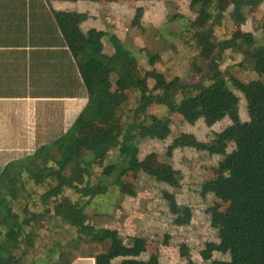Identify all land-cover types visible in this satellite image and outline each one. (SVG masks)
Instances as JSON below:
<instances>
[{"label": "rangeland", "instance_id": "1", "mask_svg": "<svg viewBox=\"0 0 264 264\" xmlns=\"http://www.w3.org/2000/svg\"><path fill=\"white\" fill-rule=\"evenodd\" d=\"M192 2L95 0L87 4V0H78V3L72 4V8L76 9L78 19L86 8L97 13L100 22L109 24L112 31L125 38L126 45L141 66L158 67L166 72L171 82H175L190 80L188 63L196 50L192 21L202 27L212 24V19L199 16L197 8H191ZM214 4L211 7L214 14L219 10L228 14L234 8H240L238 0H215ZM174 8L185 16L166 21V13H171ZM87 19L83 16V20ZM227 28L229 31L240 28L254 31L259 41L264 43V2L259 8L244 11L243 16L229 17L228 23L219 27L220 33L226 35L224 31ZM74 31L78 34L80 26L75 27ZM100 38L104 48L107 40L103 36ZM80 46L81 43L77 48ZM105 51H112L109 44ZM224 56L232 62L238 61V55L226 52ZM98 73L112 80L115 91L124 90L119 85L121 82L116 81L115 75L105 66H100ZM239 76L247 83V91L225 93L210 102L220 106L218 116L207 115L201 121L188 122L183 113L171 109L164 100L155 102L153 112L160 117L156 128L164 133L163 139H152L147 133L139 134L138 144L127 146L130 155L139 157V165L127 166L113 173L114 177L119 176L123 184L112 183L113 176H103L108 181L107 192L98 194L86 208L90 221L115 230L120 236L113 243L111 239L90 242L86 236L79 238L75 227L53 214L54 202H44L41 195L55 184L54 180L36 184L26 175L21 176L20 182L24 183L26 190L19 184L18 211L21 216L24 215L22 209L26 205L37 214L36 222L29 227L32 235L30 246L35 248L36 255L33 264H71L72 259L80 256L81 252H106L111 244L117 253L113 260L116 264H145L143 260L150 256L158 258L161 264H188L189 261L205 264L212 258L229 260L232 247H238L246 254L249 247L236 237V231L238 226L255 222L253 212L260 206L258 187L264 184L263 174L241 171L247 177L244 193L230 190L227 180H218L215 190L206 197L211 205L218 207L214 220L201 208L202 197L199 193L206 180L219 174V161L230 148L234 133L238 131L237 124L249 118L248 90L255 84V75L240 72ZM128 92L127 106L131 107L136 105L139 93L134 88ZM192 104L193 101L182 111H187ZM210 129H226L227 134L221 141L211 142L208 140ZM97 131L93 123H88L84 131L85 140L91 141ZM169 147L171 153H167ZM262 147L264 140L257 138L253 148L254 161L259 158L258 152ZM181 156L185 158V167H189L187 171H182L176 165L177 158ZM92 157L87 151L82 159L90 160ZM120 159L119 153L112 150L107 162ZM75 164L76 161L70 163L66 171L70 173ZM147 168H153L155 172L150 174ZM102 169L93 165L89 180L97 183L98 173ZM182 173H185L183 177ZM65 193L72 194L70 190ZM63 196L64 193L59 195V199ZM132 237H141L146 241L147 250L139 256L127 253Z\"/></svg>", "mask_w": 264, "mask_h": 264}, {"label": "trees", "instance_id": "2", "mask_svg": "<svg viewBox=\"0 0 264 264\" xmlns=\"http://www.w3.org/2000/svg\"><path fill=\"white\" fill-rule=\"evenodd\" d=\"M69 1L76 3L77 0ZM92 1L95 2L89 0ZM263 2L264 0H238L239 9L234 8L228 14L219 10L214 14L211 7L215 5V0H193L191 8H197L199 16L212 19V24L202 27L192 21L196 50L188 63L189 81L171 82L164 70L155 66H141L136 55L126 45L125 38L100 20L84 26V39L77 51L79 61L90 58L89 62L78 67L72 58L75 49L68 44L67 126L52 130L59 158L51 165L38 166L31 173V178L36 184L54 180L55 184L42 193V200L54 202L53 214L75 227L79 238L86 236L90 242L111 239L113 243L120 237L115 230L97 226L95 222L90 221L86 208L98 194L107 192L108 181L103 176H113L112 183L123 184L119 176L114 177L113 173L122 171L127 166L139 165V157L130 155L127 151L128 145L137 142L139 134L147 133L152 139H163L164 133L156 128L160 117L153 112L155 102L164 100L171 109L183 113L188 122L201 121L207 115L218 116L221 113L220 106L210 102L225 93L247 91V83L240 78V72H252L255 75V84L248 90L249 118L237 124L238 131L234 133L230 148L219 161V174L203 183L199 192L202 197L200 206L207 214L212 215L214 220L218 215V207L211 205L206 197L209 192L215 190L218 180L225 179L230 190L244 193L247 177L241 171L262 173L264 178V147L259 149V158L253 160V148L257 138L264 140V43L249 29L229 31L227 28L224 31L226 35L219 31V27L228 23L229 17L243 16L244 11L259 8ZM183 16L185 15L181 11L175 9L169 14L166 13L165 18L166 21H171ZM58 33L60 35L59 31ZM102 36L112 48L110 53L101 46ZM60 42L65 43L61 35ZM226 52L238 55V61L228 60L224 56ZM100 66H105L115 75L116 81L121 82L119 85L124 90L115 91L112 80L98 73ZM131 88L138 91V101L136 105L128 107V90ZM191 101L194 105H189L188 110L183 112L182 108ZM90 122L97 127L98 132L88 141L84 138V131L85 125ZM226 134V129H210L208 140L219 142ZM112 150L119 153L120 161L107 162ZM87 151L93 157L83 160ZM167 153H171V147ZM73 161H76V164L69 173L66 170ZM184 163L183 156L177 158L176 165L182 171H187L189 167H185ZM95 164L103 168L101 173H98L97 183L88 178ZM146 171L153 174L155 169L147 168ZM184 174L182 173L181 177ZM66 190H70L72 194L65 193ZM258 190L260 206L253 212L255 222L238 226L236 231V237L249 247L248 252L245 254L240 248L232 247L229 260L212 258L205 264H264V184L259 185ZM62 193L64 196L59 199ZM73 193L77 196L73 197ZM8 210L11 217L13 216L11 228L16 226L20 232L37 220V214L26 205L22 209V216L11 208ZM12 243L17 246V241H13L10 236L4 239L0 244V252H6ZM146 250V241L141 237H132L131 244L127 246V253L133 256H139ZM116 255V250L111 244L108 251L79 261L83 264H116L113 262ZM143 261L145 264H161L158 258L153 256ZM12 262L22 263V258L13 255L6 258L0 255V264ZM188 264L196 263L189 261Z\"/></svg>", "mask_w": 264, "mask_h": 264}, {"label": "crops", "instance_id": "3", "mask_svg": "<svg viewBox=\"0 0 264 264\" xmlns=\"http://www.w3.org/2000/svg\"><path fill=\"white\" fill-rule=\"evenodd\" d=\"M72 4L69 0H0V244L9 236L17 241V246L12 243L0 255L22 258V263L11 264H33L36 255L29 227L22 232L11 228L8 208L19 213V184L25 189L21 176L34 183L31 173L59 158L52 130L67 126L68 44L75 49L72 58L78 67L89 62L90 58L79 61L81 46L77 47L84 39L83 26L100 19L87 8L78 19ZM95 255L81 252L71 264H83L79 259Z\"/></svg>", "mask_w": 264, "mask_h": 264}]
</instances>
